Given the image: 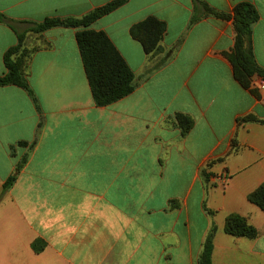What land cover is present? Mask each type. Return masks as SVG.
<instances>
[{
	"label": "crops",
	"instance_id": "0c3cea01",
	"mask_svg": "<svg viewBox=\"0 0 264 264\" xmlns=\"http://www.w3.org/2000/svg\"><path fill=\"white\" fill-rule=\"evenodd\" d=\"M112 1L0 0V13L24 32L26 22L81 18ZM201 1L226 15L239 3L257 9L251 45L264 69V0ZM194 16L192 0H128L89 28L27 34L25 74L40 110L25 90L0 87V195L28 153L0 200V264H199L213 226V264H264V212L248 201L264 183V127L237 124L264 120V82L255 76L247 90L235 80L232 20ZM150 18L165 32L147 53L132 29ZM86 29L105 33L135 76L134 92L105 107L94 102L76 41ZM17 44L0 23V75ZM177 114L194 120L187 135ZM182 177L189 183L178 196ZM232 214L257 237L227 234Z\"/></svg>",
	"mask_w": 264,
	"mask_h": 264
},
{
	"label": "trees",
	"instance_id": "16d2710c",
	"mask_svg": "<svg viewBox=\"0 0 264 264\" xmlns=\"http://www.w3.org/2000/svg\"><path fill=\"white\" fill-rule=\"evenodd\" d=\"M128 0H114L102 7L95 9L81 18H46L41 22H26L29 27L24 32L16 31L13 22L0 13V23L7 24L16 33L18 44L10 48L4 55L6 72L0 75V87L15 86L25 90L33 100L37 110H40L38 99L26 78L28 60L33 51L25 48L24 43L28 33L39 34L54 28H89L100 18L112 13L123 6ZM194 4V21L202 15H213L220 19L232 20L235 31L234 48L226 57L232 65L233 76L242 88L251 90L252 80L255 76L264 82V69L261 68L255 59L252 49V28L259 20V12L250 3H239L233 10V15L221 14L213 10L201 0H192ZM165 32V24L150 18L147 21L135 26L132 34L139 39L147 53L157 49L158 43L162 40ZM77 45L85 68L86 76L91 88L93 99L98 107L111 105L132 94L135 90V76L123 57L115 48L108 36L103 32L83 30L76 35ZM257 95L256 91H252ZM248 123H259L264 127V120L254 115H248L237 121L238 126ZM176 125L181 129L182 135H187L194 127V120L187 115L177 114ZM26 143H19V146H26ZM238 149L236 137L232 140L231 152ZM12 152L14 148H11ZM27 158L17 164L15 173L11 175L3 185L2 195L10 190L23 169ZM211 166V165H210ZM204 182L210 186V175L203 173ZM248 201L264 212V183L248 195ZM216 227L213 226L208 233L203 251L199 257V264H213L214 236ZM225 232L234 237H245L254 239L257 237V230L247 220L237 214L229 215L225 221ZM33 250L41 253L45 245L42 241L33 243Z\"/></svg>",
	"mask_w": 264,
	"mask_h": 264
},
{
	"label": "rangeland",
	"instance_id": "374dc122",
	"mask_svg": "<svg viewBox=\"0 0 264 264\" xmlns=\"http://www.w3.org/2000/svg\"><path fill=\"white\" fill-rule=\"evenodd\" d=\"M252 82H253V81H252ZM251 85H252V84H251ZM223 131H224V130H222V132H223ZM220 137H221V135H220ZM213 145H215V142L213 143ZM222 149H223V145H220V147H219L217 153L220 152ZM11 153L14 155V151H13V152L11 151ZM20 154H21V153H20ZM24 157H26L27 160H26V163L24 164L23 168L25 167L26 164L28 165V153H27V155L25 154V155L21 158V160L18 162V164L23 160ZM16 166H17V165H16ZM202 177H203V179H204L203 174H202ZM188 183H189V177H182V178L180 179V182H179V184H180L181 187L178 188V190L176 191L175 195L181 196L182 193H185V188H184V186L187 185ZM54 194H55V193H54Z\"/></svg>",
	"mask_w": 264,
	"mask_h": 264
},
{
	"label": "built area",
	"instance_id": "2783aa9c",
	"mask_svg": "<svg viewBox=\"0 0 264 264\" xmlns=\"http://www.w3.org/2000/svg\"><path fill=\"white\" fill-rule=\"evenodd\" d=\"M220 179H221L223 185H226V184H227L228 176H226V175H222V176L220 177Z\"/></svg>",
	"mask_w": 264,
	"mask_h": 264
}]
</instances>
